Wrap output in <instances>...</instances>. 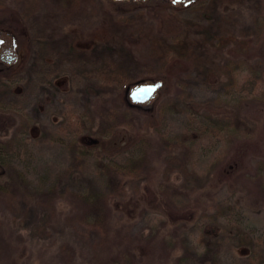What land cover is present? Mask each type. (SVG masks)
I'll list each match as a JSON object with an SVG mask.
<instances>
[{
  "label": "rangeland",
  "instance_id": "374dc122",
  "mask_svg": "<svg viewBox=\"0 0 264 264\" xmlns=\"http://www.w3.org/2000/svg\"><path fill=\"white\" fill-rule=\"evenodd\" d=\"M0 31L20 55L0 63V264H264V0H0ZM247 78L259 102L238 94ZM160 81L132 103L129 87ZM231 110L241 133L165 166L195 114ZM147 155L160 168L131 167ZM91 193L109 233L80 218Z\"/></svg>",
  "mask_w": 264,
  "mask_h": 264
},
{
  "label": "trees",
  "instance_id": "16d2710c",
  "mask_svg": "<svg viewBox=\"0 0 264 264\" xmlns=\"http://www.w3.org/2000/svg\"><path fill=\"white\" fill-rule=\"evenodd\" d=\"M113 4L121 3V2H127V0L124 1H114L110 0ZM136 1V0H134ZM138 4V2H135ZM193 62H196V60H193ZM257 80V79H256ZM254 79H246L245 83L241 85L240 91L238 92L239 95L245 96V95H252L254 94V98L256 101L257 96L255 94L257 90V82ZM225 84V83H224ZM262 97L260 99V104L264 108V91L262 93ZM193 125L189 128V132H192L193 134H187L184 137L181 135L178 137H175L174 139H169L166 142V146H168L171 150V152L167 155L164 162L166 163L165 166L169 167L172 172H176V169H182V166L184 167H195V156L200 154L201 147H205V145H201L202 142H200V139H204L205 137L207 139L219 137V134L222 132V130H225L227 128H232L233 130L236 128L237 135L240 132L239 123L240 118L238 115H235V112L231 110L228 115L223 114H213L209 112H202L201 114H195L193 116ZM119 124H123L122 122H119ZM116 126V125H115ZM248 138H251L249 134ZM210 142V141H209ZM9 146V144H8ZM6 146L0 144V166H7L6 159L2 155V151H4ZM182 150L183 154H190L188 157V160H179L178 155L179 151ZM173 154V155H172ZM142 159L133 162L131 161L130 165L132 168L137 169L139 167H146V168H160L156 160L150 161L148 159V155L146 157H141ZM215 159V157H214ZM173 167H171V166ZM102 167H105L106 169L109 168V166H105L101 164ZM259 166H262L260 163ZM171 172V173H172ZM173 172V173H174ZM172 173V174H173ZM171 175V174H170ZM2 176V175H0ZM19 177H22L19 175ZM22 182H26L24 178H21ZM169 182V181H168ZM8 184V183H7ZM11 184V183H10ZM185 186H174L172 184L169 185V188L167 189V200L170 206L177 207L178 211L182 212L185 216H187V213H190L191 216L196 213V209L193 207L194 203H187L185 200H183L184 196L185 199L187 198L186 192H185ZM9 188L8 185H0V193L6 192V190ZM191 191V189H190ZM172 194L176 197V199H171ZM3 195V194H2ZM76 198L79 200V203L84 206L83 214L81 215V220L89 223L92 228L96 229L97 231H104L105 233H109L108 228L112 226V223L110 221L109 216V201L107 199V196L101 195V194H82L77 195ZM130 200L143 202L142 197H133L130 198ZM168 206V205H167ZM190 209V210H189ZM173 216H176V212L171 213ZM188 217V216H187ZM108 236H106V240ZM144 238V236H142ZM148 240L150 239L147 238ZM135 252L133 253V257L135 256Z\"/></svg>",
  "mask_w": 264,
  "mask_h": 264
},
{
  "label": "flooded vegetation",
  "instance_id": "af4514ba",
  "mask_svg": "<svg viewBox=\"0 0 264 264\" xmlns=\"http://www.w3.org/2000/svg\"><path fill=\"white\" fill-rule=\"evenodd\" d=\"M173 4L184 3L186 6L195 2V0H171ZM9 33H4L0 31V63L1 66L10 67L11 64L18 62L20 55L17 51V43L12 39V42L9 40ZM13 38V37H12ZM149 102L145 103L148 104ZM144 105V104H139Z\"/></svg>",
  "mask_w": 264,
  "mask_h": 264
},
{
  "label": "water",
  "instance_id": "95a60500",
  "mask_svg": "<svg viewBox=\"0 0 264 264\" xmlns=\"http://www.w3.org/2000/svg\"><path fill=\"white\" fill-rule=\"evenodd\" d=\"M123 1V0H114ZM163 87V82H153V83H142L135 85L134 87H129L127 89V94L129 95L132 103L135 104H145L150 100L154 99L159 90Z\"/></svg>",
  "mask_w": 264,
  "mask_h": 264
}]
</instances>
